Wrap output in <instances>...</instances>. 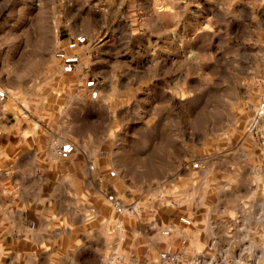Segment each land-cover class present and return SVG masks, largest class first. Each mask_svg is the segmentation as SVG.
<instances>
[{"label":"rangeland","instance_id":"obj_1","mask_svg":"<svg viewBox=\"0 0 264 264\" xmlns=\"http://www.w3.org/2000/svg\"><path fill=\"white\" fill-rule=\"evenodd\" d=\"M261 104L264 0H0V124L93 184L85 222L0 202V264H264Z\"/></svg>","mask_w":264,"mask_h":264},{"label":"crops","instance_id":"obj_2","mask_svg":"<svg viewBox=\"0 0 264 264\" xmlns=\"http://www.w3.org/2000/svg\"><path fill=\"white\" fill-rule=\"evenodd\" d=\"M10 119L0 124V202L11 210L10 228L17 214L29 222L89 220L93 184L88 165H75L72 148L53 131L38 130L39 123L23 117ZM77 199L84 201L83 209H77Z\"/></svg>","mask_w":264,"mask_h":264},{"label":"built area","instance_id":"obj_3","mask_svg":"<svg viewBox=\"0 0 264 264\" xmlns=\"http://www.w3.org/2000/svg\"><path fill=\"white\" fill-rule=\"evenodd\" d=\"M263 107H264V104H261L260 105V108H263ZM259 112L262 113L263 112L262 109H260ZM198 167H199V162H193V163H191V168L197 169ZM108 199L113 203L114 208L118 212H122L125 209L124 205L121 203V200L117 196H114V195L110 194L108 196ZM164 233L167 234L168 232L166 231Z\"/></svg>","mask_w":264,"mask_h":264},{"label":"bare ground","instance_id":"obj_4","mask_svg":"<svg viewBox=\"0 0 264 264\" xmlns=\"http://www.w3.org/2000/svg\"><path fill=\"white\" fill-rule=\"evenodd\" d=\"M114 207V206H113ZM115 209V208H114ZM116 210V209H115ZM117 211V210H116ZM118 212V211H117ZM123 212V211H122Z\"/></svg>","mask_w":264,"mask_h":264}]
</instances>
